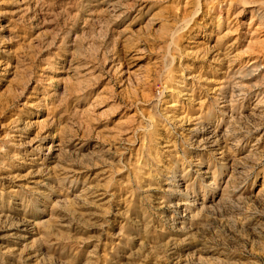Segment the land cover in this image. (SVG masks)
Returning <instances> with one entry per match:
<instances>
[{"label":"rangeland","instance_id":"obj_1","mask_svg":"<svg viewBox=\"0 0 264 264\" xmlns=\"http://www.w3.org/2000/svg\"><path fill=\"white\" fill-rule=\"evenodd\" d=\"M0 264H264V0H0Z\"/></svg>","mask_w":264,"mask_h":264},{"label":"bare ground","instance_id":"obj_2","mask_svg":"<svg viewBox=\"0 0 264 264\" xmlns=\"http://www.w3.org/2000/svg\"><path fill=\"white\" fill-rule=\"evenodd\" d=\"M189 205L197 206V205H200V203H198V202H192V201H191V203H190L188 200H182V201L177 205V207H180V206H189Z\"/></svg>","mask_w":264,"mask_h":264}]
</instances>
